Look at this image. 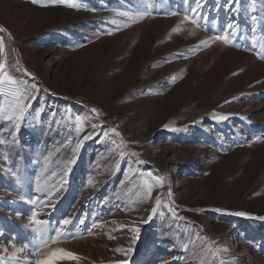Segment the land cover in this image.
<instances>
[{
    "label": "rangeland",
    "instance_id": "rangeland-1",
    "mask_svg": "<svg viewBox=\"0 0 264 264\" xmlns=\"http://www.w3.org/2000/svg\"><path fill=\"white\" fill-rule=\"evenodd\" d=\"M44 2L0 0V264H264V0Z\"/></svg>",
    "mask_w": 264,
    "mask_h": 264
},
{
    "label": "snow or ice",
    "instance_id": "snow-or-ice-1",
    "mask_svg": "<svg viewBox=\"0 0 264 264\" xmlns=\"http://www.w3.org/2000/svg\"><path fill=\"white\" fill-rule=\"evenodd\" d=\"M33 4H38V0H32ZM40 7H56V6H66L69 9H77L79 8V5L77 3H74L73 0H46V2L44 3H39ZM199 7V3H197V8ZM192 11L195 13L196 12V8H193ZM148 15H151V13L149 12H141L138 14V16L133 17L132 19H144L145 17H147ZM185 20H188V17H185ZM3 29H0V32H2ZM173 31H175V29H173ZM112 34V33H109ZM212 40L216 41V40H220L223 41L225 44L228 43V39L225 36H213L211 37ZM207 41H202L201 44H207ZM0 71H2V67H0ZM0 95H4L6 97H10L11 99L6 100L5 103H7L14 114V118L17 121H21L25 118V114L28 112V104L27 102L32 99V95H31V89L29 88H25L23 86V82H18L16 80H14L12 78V76H10L7 72H3L2 75H0ZM93 112L96 111V109H92ZM11 118V117H10ZM226 117H219V119H225ZM109 131L115 132V129H110ZM117 136L120 135V133L116 132L115 133ZM108 133H105V136H107ZM91 138V134L87 135L84 137L85 140L90 139ZM79 143L76 145L77 148H79ZM141 163H143V161H141ZM163 178H157L156 179V185L158 186H162L163 185ZM91 183V181H90ZM147 187V193L150 196L151 195V186L149 185H145ZM38 191H43V188H38ZM50 193V190H49ZM30 203H33L34 201H28ZM161 203V198L158 196L156 197V205L159 206ZM165 208H169V210L171 211V215L172 216H176V212L174 210H171L170 205L165 204L164 205ZM152 212L155 213L156 212V208H152ZM235 215H245V213L243 212H236ZM259 219L264 220V217H259ZM31 222L34 223L35 225L39 226L38 230L43 233L45 231V229L43 228V225L46 223L45 221L42 220H38L35 218V216H33L31 218ZM70 223V220L65 219L63 220V225L67 226ZM84 221H81V224H83ZM110 239L113 237H109ZM23 251V248H16L15 252L13 253V255H15L16 253H20ZM39 250H36L34 252V254H38ZM60 251L61 254L69 259L72 260H78L79 257L74 255L71 252H63L61 250H57ZM115 252L117 253H124V249L122 248H116L114 249ZM37 264H40L39 261H37Z\"/></svg>",
    "mask_w": 264,
    "mask_h": 264
}]
</instances>
